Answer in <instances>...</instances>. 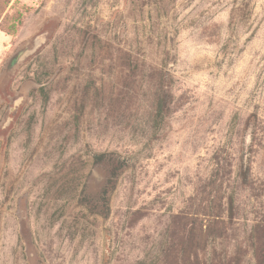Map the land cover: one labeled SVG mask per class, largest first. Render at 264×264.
<instances>
[{"label": "rangeland", "instance_id": "374dc122", "mask_svg": "<svg viewBox=\"0 0 264 264\" xmlns=\"http://www.w3.org/2000/svg\"><path fill=\"white\" fill-rule=\"evenodd\" d=\"M0 264H264V0H0Z\"/></svg>", "mask_w": 264, "mask_h": 264}, {"label": "trees", "instance_id": "16d2710c", "mask_svg": "<svg viewBox=\"0 0 264 264\" xmlns=\"http://www.w3.org/2000/svg\"><path fill=\"white\" fill-rule=\"evenodd\" d=\"M14 66V61L11 62L5 70V79L3 82H7L10 74L12 73V68ZM95 165L100 169L93 177L90 184V189L93 187L99 188L101 190L100 198L104 202L102 205L106 208L105 202H107V194L109 195L110 187H113L116 183L118 175L121 173V170L126 167L128 164L125 159H122L115 154H98L95 156ZM102 183L103 185H101ZM108 190V192H107ZM94 203V202H91ZM96 203V202H95ZM97 206V205H96ZM233 206V203H231ZM25 231V227H23Z\"/></svg>", "mask_w": 264, "mask_h": 264}, {"label": "water", "instance_id": "95a60500", "mask_svg": "<svg viewBox=\"0 0 264 264\" xmlns=\"http://www.w3.org/2000/svg\"><path fill=\"white\" fill-rule=\"evenodd\" d=\"M43 42H45V38H43V36H42L40 39L37 38V39L34 41V46H33V48L30 49V50L23 51V52L20 54V56H19V60L22 59V58H25L26 56H28V55H30V54H32V53H34V52L38 49V47H39Z\"/></svg>", "mask_w": 264, "mask_h": 264}]
</instances>
